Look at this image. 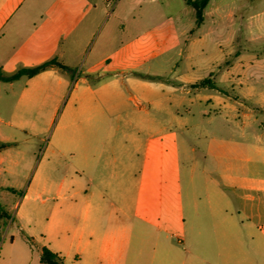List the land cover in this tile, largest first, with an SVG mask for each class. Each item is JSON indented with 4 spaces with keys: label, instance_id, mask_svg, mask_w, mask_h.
I'll list each match as a JSON object with an SVG mask.
<instances>
[{
    "label": "crops",
    "instance_id": "obj_1",
    "mask_svg": "<svg viewBox=\"0 0 264 264\" xmlns=\"http://www.w3.org/2000/svg\"><path fill=\"white\" fill-rule=\"evenodd\" d=\"M39 1L0 0V57L6 64L23 63L28 67L54 59L66 69L53 66L28 78L21 100L12 113V121L6 124L13 129L22 127L18 121L26 116L17 112L18 107L24 102L28 107L32 106L35 93H51L47 98L56 104L53 92L69 86L67 76L78 65L80 76L61 115L59 134L52 143L54 149L50 151L47 165L55 168L57 159L61 158L69 169L83 173L88 179L65 177L53 182L40 178L30 184L27 193L45 197L37 208L50 210L47 228L39 237L32 232L27 234L24 229L25 224L34 221L35 212H20L19 205L16 215L19 223L16 218H9L0 205V226L5 218L9 224L17 226L16 233H10L9 229L6 233L10 241L2 244L4 254L0 257V264H11L13 257L26 264L24 256L13 252L15 248L25 249L37 242L41 244L38 248L41 263L44 248L55 253L62 264H154L162 261L161 248L165 241L172 243L171 229L183 216L181 187L173 178L172 159L165 140L149 137L141 163H138V145L144 126L157 124L142 103L162 111L166 103L178 97L177 89L159 78L162 73L148 69L150 55L157 52L162 56L159 47L165 46L163 40L172 33L158 26L148 28V8L141 1L127 10L125 6L121 9L116 6L114 12L128 14H118L116 29L112 25L93 51L86 54L87 41L113 16L108 13L107 6L100 4L99 0H49L44 4ZM234 9L227 12L223 2L211 0L200 26L196 25L195 15L190 40L185 42L190 68L176 76L182 85L196 88L193 85L198 80L192 74L196 47L204 48L213 28L222 25L227 18L236 17ZM244 11L245 7L237 8L239 13ZM259 14L264 15V12L248 16L250 35H254L258 28L253 20ZM230 22L233 30L229 42L234 43L241 40L245 27L242 20L236 24L233 19ZM205 24L208 27L205 28ZM115 30L124 36L120 41L115 38ZM197 30L203 33L201 37L197 38ZM184 34L186 30L181 32ZM168 43L172 42L168 40ZM13 82L8 83L13 86ZM211 97L198 95L199 100L205 101H210ZM261 103L264 104V96ZM136 114L144 116L135 117ZM137 118H142V122ZM2 122L0 118V124ZM120 123L131 127L134 133L130 143L125 137L119 146H113L115 125ZM3 139L6 138L0 131V140ZM254 139L255 143L251 145H238L214 136L208 145L209 164L205 165L203 177L209 210L213 214L228 215V208L232 206L228 191L234 195L243 192L255 204L248 223L241 222L249 230L251 243L220 244L222 264H264V179L243 176V167L239 165L244 160H251L246 154L249 150L252 159L264 167V133L255 134ZM7 163L11 166L5 168ZM19 164L11 153L0 150V178L3 179L0 199L10 190L4 174H14L11 168ZM196 169L194 164L191 181L194 215L198 218L201 198L194 181ZM97 172L107 174L95 179ZM214 172L219 174L222 182L212 176ZM257 195L261 199L258 200ZM26 197L30 198L28 194ZM230 219L236 229L232 230L238 237L236 240L243 241L237 218L231 214ZM148 227L155 230L147 231ZM18 236L31 243L24 244L25 247L15 245ZM169 256L163 257L168 261Z\"/></svg>",
    "mask_w": 264,
    "mask_h": 264
},
{
    "label": "rangeland",
    "instance_id": "obj_2",
    "mask_svg": "<svg viewBox=\"0 0 264 264\" xmlns=\"http://www.w3.org/2000/svg\"><path fill=\"white\" fill-rule=\"evenodd\" d=\"M48 1L40 0L39 3L44 4ZM139 1L148 8V28L158 26L172 33L166 35L167 39L163 40L165 46L159 47L162 56L157 52L150 55L148 69L151 72L162 73L159 78L163 83L175 87L178 96L171 103H166L162 111L142 103L157 124L153 127L149 124L145 125L146 127L144 126L140 134L138 163L143 161L145 145L149 137L157 141L165 140L167 150L170 152L169 158L172 159L173 178L181 187L179 190L181 192L180 209L183 216L179 218L177 226L171 229L173 244L165 241L160 252L162 261L158 260L154 264H222L223 259L218 248L220 244L251 243L249 230L245 228V225L251 217L252 209H255V204L243 192L234 195L235 193L228 191L232 205L228 208V215L224 216L215 212L213 214L209 210L203 170L208 163L207 149L210 138L216 136V138H223L229 144L251 145L255 143V134L264 133V104L261 103L264 96V15L259 14L254 18L253 21L258 26L254 30V35H250L247 29L248 16L264 12V0H219L224 3L227 12L233 7L236 8L234 9L236 17L231 19L235 24L242 20L245 32L241 40L230 43L229 38L233 27L231 19L227 18L222 25L212 29L213 34L204 48L196 47L192 60L194 63L192 74L198 82L193 86L195 87L204 80L213 83V86L207 84L202 88H192V85L190 88V85H182L176 79L177 74H184L190 68L185 42L190 40V33L195 25V14L193 8L186 4V0H99L100 4L107 6L108 13L113 16L102 24L87 41L86 54L93 51L107 31L112 29L110 28L112 25L116 29L118 23L115 17L118 14L123 16L128 14L122 11L114 12L116 6H119V9L125 6L127 10ZM241 7H245L244 13L237 12V8ZM206 27L208 24H205ZM184 30L186 34L181 35ZM116 32L115 30L117 41L124 38L122 33ZM202 35V32L196 31L197 38ZM168 40L172 43H168ZM220 42L221 47H219ZM77 67L67 76L69 86L53 92L56 104L47 98V95L51 93L41 92L33 96L35 103L32 106L28 107L26 102L19 105L17 112L26 116V119H19L18 124L22 126L19 129L10 128L6 123L12 121V113L21 100L28 78L22 77L13 82V86H10L8 82H0V118L3 121L0 124V131L3 138H6L3 141L0 140V146L4 145L0 150L5 154L11 153L14 160L20 161L17 167L11 168L14 174L9 172L4 174L9 182L10 190L1 195V210L9 218H16L17 221L19 205L20 212L24 210L35 212L34 221L25 224L24 229L27 234L32 232L36 237L43 234L47 228L46 220L50 210L37 208L45 197L38 198L37 194L27 193L30 184L40 178L53 182L61 181L65 177L81 178L85 181L88 179L83 173H76L69 169L61 158L57 159L55 168L47 165L50 160V151L54 149L52 143L59 134L61 115L80 76V69ZM0 68L3 74L10 76L22 68L32 67L25 66L23 63L6 64L4 58L0 57ZM188 89L190 92L187 91ZM198 95H212V97L210 101H205L199 100ZM214 96L220 99L216 100ZM134 116L141 117L144 114ZM137 120L142 122L143 119L137 118ZM140 126L143 127L141 124ZM133 133L134 130L123 123L115 125L113 146H119L125 137L130 143ZM192 148L196 150L193 151ZM246 154L251 157V160L239 163L243 167V176L264 179V167L259 166L252 159V153L249 150ZM244 157L247 158V156ZM194 164L197 165L194 181L197 185L198 196L201 198L198 218L194 215V189L191 181V167ZM45 165L47 166L44 170ZM10 166L8 163L5 164V168ZM106 174L97 172L95 179ZM212 176L221 181L218 173L214 172ZM2 180L0 178V182ZM27 194L30 198L26 197ZM256 198L261 199L259 195ZM16 203L18 207L15 208ZM231 214L237 218L242 228L243 236L239 238L241 237L243 241L236 240L238 237L232 233V230L236 229L231 222ZM242 221L245 223L244 226L241 225ZM8 229L10 233L17 232L16 224H9L8 219L5 218L3 225L0 226V257L4 254L2 244L10 241V238L6 236ZM153 230H155L154 227L147 228V231L152 232ZM28 243L31 242L24 240L21 236H18L15 241V245L24 247ZM40 246L41 244L37 242L25 248L26 250L15 248L13 254L24 256L26 264H47L39 261L38 248ZM167 254L170 255L168 261L163 257ZM13 258H11V264H21L20 260Z\"/></svg>",
    "mask_w": 264,
    "mask_h": 264
},
{
    "label": "trees",
    "instance_id": "obj_3",
    "mask_svg": "<svg viewBox=\"0 0 264 264\" xmlns=\"http://www.w3.org/2000/svg\"><path fill=\"white\" fill-rule=\"evenodd\" d=\"M210 1L211 0H186L187 5L195 10L197 26H200L203 23L204 12ZM53 66H58L62 69H66V67L53 59L36 67L22 68L18 72L10 76L3 74L2 70L0 69V81L13 82L21 79L22 77L31 78ZM207 84L213 86L212 82L204 80L196 84L195 87H202ZM1 147H4V145L0 146V148ZM41 261L47 264H62L61 259L55 253L46 248H44L42 251Z\"/></svg>",
    "mask_w": 264,
    "mask_h": 264
}]
</instances>
